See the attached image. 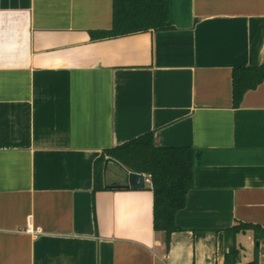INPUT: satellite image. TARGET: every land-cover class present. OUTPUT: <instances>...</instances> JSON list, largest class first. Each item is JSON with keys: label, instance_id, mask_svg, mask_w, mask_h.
<instances>
[{"label": "crops", "instance_id": "0c3cea01", "mask_svg": "<svg viewBox=\"0 0 264 264\" xmlns=\"http://www.w3.org/2000/svg\"><path fill=\"white\" fill-rule=\"evenodd\" d=\"M113 1L0 0V264H224L229 228L264 227V81L235 106L232 77L264 64V0H170L173 28L92 39ZM149 131L195 150L169 249L152 181L111 163L95 191Z\"/></svg>", "mask_w": 264, "mask_h": 264}, {"label": "trees", "instance_id": "16d2710c", "mask_svg": "<svg viewBox=\"0 0 264 264\" xmlns=\"http://www.w3.org/2000/svg\"><path fill=\"white\" fill-rule=\"evenodd\" d=\"M173 28L170 0H114L113 25L108 30L92 31V39L120 37L150 30ZM233 101L238 106L244 94L264 81V64L236 66L232 70ZM114 158L134 172L150 174L154 194V228L163 233L169 249L171 234L179 229L177 213L187 204V195L195 186V150L190 146H159L154 131L146 132L120 145L104 150L95 162V191L103 189L104 163ZM229 243L224 264L242 261L236 235L252 231L255 247L248 264L261 263L264 227L239 222L228 230ZM257 243L259 244L257 246Z\"/></svg>", "mask_w": 264, "mask_h": 264}, {"label": "water", "instance_id": "95a60500", "mask_svg": "<svg viewBox=\"0 0 264 264\" xmlns=\"http://www.w3.org/2000/svg\"><path fill=\"white\" fill-rule=\"evenodd\" d=\"M115 164L118 166L119 173V181L123 183H119L118 187L120 188H131V189H144L146 188V176L143 173L134 172L127 169L123 164L114 158H107L104 164V176H106L109 164ZM259 244L257 243V246Z\"/></svg>", "mask_w": 264, "mask_h": 264}, {"label": "rangeland", "instance_id": "374dc122", "mask_svg": "<svg viewBox=\"0 0 264 264\" xmlns=\"http://www.w3.org/2000/svg\"><path fill=\"white\" fill-rule=\"evenodd\" d=\"M237 244L241 248L242 263L248 264L253 259V250L255 247V242L250 234H241L238 236ZM262 247V256L260 258L261 263H264V244Z\"/></svg>", "mask_w": 264, "mask_h": 264}, {"label": "built area", "instance_id": "2783aa9c", "mask_svg": "<svg viewBox=\"0 0 264 264\" xmlns=\"http://www.w3.org/2000/svg\"><path fill=\"white\" fill-rule=\"evenodd\" d=\"M145 176H146V183L147 182H151V175L150 174H145ZM28 230L29 231L32 230L31 227H30V224H29ZM37 231H39V230H37ZM238 264H242V262H240Z\"/></svg>", "mask_w": 264, "mask_h": 264}]
</instances>
